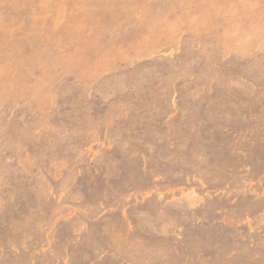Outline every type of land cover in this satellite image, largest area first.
I'll return each instance as SVG.
<instances>
[{"label": "rangeland", "instance_id": "1", "mask_svg": "<svg viewBox=\"0 0 264 264\" xmlns=\"http://www.w3.org/2000/svg\"><path fill=\"white\" fill-rule=\"evenodd\" d=\"M0 264H264V0H0Z\"/></svg>", "mask_w": 264, "mask_h": 264}]
</instances>
